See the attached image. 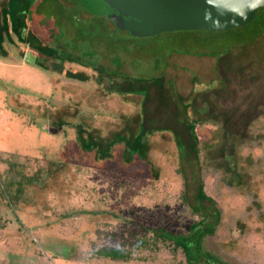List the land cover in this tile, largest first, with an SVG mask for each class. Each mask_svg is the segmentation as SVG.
<instances>
[{
    "label": "rangeland",
    "instance_id": "374dc122",
    "mask_svg": "<svg viewBox=\"0 0 264 264\" xmlns=\"http://www.w3.org/2000/svg\"><path fill=\"white\" fill-rule=\"evenodd\" d=\"M9 2L0 0V264H187L150 229L195 238L192 224L223 262L264 264V8L245 27L143 37L35 0L27 38L56 56L30 60ZM90 61L110 74L85 68ZM76 65L90 81L65 76ZM219 110L233 122L211 121ZM138 115L142 154L116 145L98 159L75 140L76 125L101 142L128 135ZM231 133L235 143L225 142Z\"/></svg>",
    "mask_w": 264,
    "mask_h": 264
},
{
    "label": "trees",
    "instance_id": "16d2710c",
    "mask_svg": "<svg viewBox=\"0 0 264 264\" xmlns=\"http://www.w3.org/2000/svg\"><path fill=\"white\" fill-rule=\"evenodd\" d=\"M35 0H10L9 2V10L5 11V13H8L9 16H11V22H12V29L11 31L14 34L18 35V40L19 42L23 43L25 46H27L29 48V50H32V57L30 58V60H33V55H37L39 58L41 56H44L45 58H55V53L53 52V50L50 47H46L43 46V44H41V42L39 41V38L37 37V35L35 36H30L29 38H27V28H28V22L30 21V17H31V13H33V10L31 9V7L33 6ZM57 3H60L61 5H64L65 8L67 9H71L72 7H76L78 6L80 8V11L74 15L75 18L74 20L79 21V20H86L91 16H99L104 18L101 15L98 14H93L91 12H89L86 15H83V5L81 4H76L74 6H68L65 3H63L61 0H56ZM262 8V7H260ZM14 13L16 14V16L14 15ZM30 14V15H29ZM30 16V17H28ZM29 18V21H28ZM252 21V20H251ZM250 21V22H251ZM108 24L109 21L107 20ZM250 22L240 26V27H245L247 24H249ZM6 23V22H5ZM3 27H6V24L2 25L0 27V30H2ZM110 28H112L113 30L117 31L118 33H122L124 35H126L125 33L121 32L120 30L113 28L112 26H110ZM239 28V27H237ZM235 29V28H233ZM225 31V30H224ZM204 32V31H203ZM23 33V35H25V37H20L22 36L21 34ZM176 33V32H174ZM34 35V34H33ZM131 35V34H129ZM2 33H0V37H2ZM134 36V35H131ZM1 46V44H0ZM63 59H65L62 56ZM74 59V63L75 64H79L81 65L76 58ZM54 60V59H53ZM68 62V61H67ZM63 64V62H61ZM72 63V62H70ZM89 67L84 66L85 68H98L97 70L102 73L105 69L102 67H98L97 65H95L92 61L86 63ZM223 65V63H222ZM75 68L77 70L80 71H72V69H68L66 72V77L67 78H71L74 80H79V81H90L91 76H87V72H83L80 66H75ZM230 68V67H228ZM63 68L60 67V72ZM102 69H104L102 71ZM106 75H109L110 72L108 70H105ZM135 81L138 79H134ZM154 80L158 81V85L160 83L159 78H156ZM152 80V81H154ZM99 81V80H98ZM97 81V82H98ZM108 81L110 83L111 80L108 79ZM146 81V80H145ZM147 84L149 83V80L146 81ZM100 83V81L98 82ZM112 91V90H111ZM123 92L127 93V91ZM221 107V106H220ZM219 107V109H220ZM245 113V112H243ZM143 116V115H142ZM230 117H234L233 114H230V112H228L227 110H219L216 111L215 113V118H213V122H216L214 120H217V118H220L219 121H222V123L226 122L228 124L232 123L233 121L231 120ZM239 117H242L241 115ZM133 120H135L139 126L137 129H132L130 126H128L127 131L129 130V134L125 135L126 133H114L112 134L110 138H106L104 139V141H100V138H96L94 136H92L91 134H87L86 137L83 136V129L82 127H80L81 125H76L73 126L74 130H75V140L77 141L79 147L81 148V150H83V152H90L92 150H94V152L96 153V158H105L107 159L108 157H110L112 155L111 150L116 146V145H123V149L128 152L130 154L129 157L133 156L134 154H142V150H143V146L145 144V138L144 136L145 134V129H144V118L143 117H139V115L137 117H135ZM59 124H63V121H61ZM66 125V124H65ZM195 123H190L188 124V126L186 128H188V132L190 134V137L192 138L193 142L196 144H198V138L195 134ZM226 133H228V131H226ZM174 136H176V145L180 148V149H184V146L182 144V140H181V136L178 137L177 134H173ZM224 136V135H223ZM229 136V135H228ZM178 137V138H177ZM233 142L235 143V137L232 135L229 136L225 142ZM129 144H132V146H128ZM189 144V143H188ZM145 148V147H144ZM145 150V149H144ZM195 151L197 152V148L195 149ZM198 154V152H197ZM233 154L231 156H229V158L232 160ZM230 160V165H234V162H232ZM227 171V170H226ZM225 171V172H226ZM229 173V171H227ZM229 179L231 181L232 184H238L241 185L243 183V181H241V175L236 171L235 173L231 172V174L229 173ZM229 181V180H228ZM203 182H201V185L199 186V195L201 198H203V200L212 202L211 199H209L208 197L205 196L204 192H203ZM197 228V224H192L190 226V230L194 231V233H196L195 238H192L189 235H177V234H173L171 231H167L163 228H153L150 229V231H152V233H156L158 234L161 238H164L166 240L172 241L174 242V244L176 245L175 247H178L182 250L183 254L186 257V261L187 264H193L194 261H199L201 258H204L206 260L205 264H227L224 263L219 257H217L216 255H212L209 252L203 250L202 246H203V241H202V236H204L205 233H208L206 231H199L196 232ZM148 229V228H146ZM196 229V230H195ZM111 252L109 251H104V255L106 256H111ZM113 255V254H112ZM115 258V257H113ZM203 264V263H202Z\"/></svg>",
    "mask_w": 264,
    "mask_h": 264
},
{
    "label": "water",
    "instance_id": "95a60500",
    "mask_svg": "<svg viewBox=\"0 0 264 264\" xmlns=\"http://www.w3.org/2000/svg\"><path fill=\"white\" fill-rule=\"evenodd\" d=\"M83 5L110 26L134 36L149 37L179 30L224 31L242 26L264 8V0H61Z\"/></svg>",
    "mask_w": 264,
    "mask_h": 264
},
{
    "label": "flooded vegetation",
    "instance_id": "af4514ba",
    "mask_svg": "<svg viewBox=\"0 0 264 264\" xmlns=\"http://www.w3.org/2000/svg\"><path fill=\"white\" fill-rule=\"evenodd\" d=\"M41 2H42V1H39L38 4H40ZM38 4H37V2H35V3L33 4V6H36L35 9L39 6ZM32 15H33V14H32ZM28 49H29V48H28ZM224 263H225V262H224Z\"/></svg>",
    "mask_w": 264,
    "mask_h": 264
}]
</instances>
